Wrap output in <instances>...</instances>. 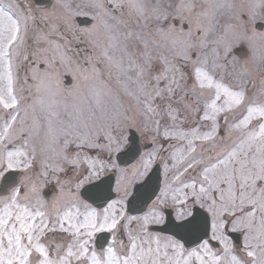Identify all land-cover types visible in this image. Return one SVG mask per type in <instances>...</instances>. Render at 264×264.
Returning a JSON list of instances; mask_svg holds the SVG:
<instances>
[{
	"label": "snow or ice",
	"instance_id": "obj_1",
	"mask_svg": "<svg viewBox=\"0 0 264 264\" xmlns=\"http://www.w3.org/2000/svg\"><path fill=\"white\" fill-rule=\"evenodd\" d=\"M0 264H264V0H0Z\"/></svg>",
	"mask_w": 264,
	"mask_h": 264
}]
</instances>
